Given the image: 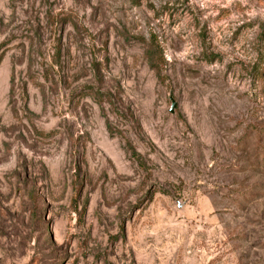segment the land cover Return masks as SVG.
<instances>
[{"label":"rangeland","instance_id":"1","mask_svg":"<svg viewBox=\"0 0 264 264\" xmlns=\"http://www.w3.org/2000/svg\"><path fill=\"white\" fill-rule=\"evenodd\" d=\"M0 264H264V0H0Z\"/></svg>","mask_w":264,"mask_h":264},{"label":"trees","instance_id":"2","mask_svg":"<svg viewBox=\"0 0 264 264\" xmlns=\"http://www.w3.org/2000/svg\"><path fill=\"white\" fill-rule=\"evenodd\" d=\"M145 56H146L148 62H149V63H152V62H151L152 59H151V55L149 54V51H145Z\"/></svg>","mask_w":264,"mask_h":264},{"label":"water","instance_id":"3","mask_svg":"<svg viewBox=\"0 0 264 264\" xmlns=\"http://www.w3.org/2000/svg\"><path fill=\"white\" fill-rule=\"evenodd\" d=\"M173 106H174L173 100H172V99H170V107H169V112H172Z\"/></svg>","mask_w":264,"mask_h":264}]
</instances>
